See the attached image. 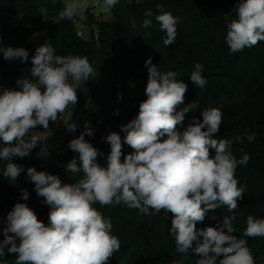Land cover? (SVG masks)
<instances>
[{
  "label": "clouds",
  "instance_id": "obj_1",
  "mask_svg": "<svg viewBox=\"0 0 264 264\" xmlns=\"http://www.w3.org/2000/svg\"><path fill=\"white\" fill-rule=\"evenodd\" d=\"M141 2L135 0L136 4ZM118 3L103 0L108 9ZM78 7L77 0H71L55 17L43 5L38 11L44 21L59 23L71 20ZM156 7L159 14L155 20L166 33L163 44L171 45L177 37L179 18L164 10L162 4ZM144 15L151 17L153 12L146 9ZM151 23L145 19L142 27L148 28ZM225 40L233 53L264 41V0H240L236 18L228 20ZM55 51L48 42L39 46L30 69L34 79L25 77L17 81L18 87L0 88V139L7 145L0 148V160L9 161L3 170L9 180H16L24 171L12 158L29 156L40 142L36 135L28 138L29 132L37 126L48 130L50 121L56 122L70 105L77 104L81 84L98 75L87 57L60 56ZM0 53L5 60L28 59L27 50L21 47L0 45ZM145 64L149 66L147 99L140 103L138 115L121 125L126 133L123 142L133 151L121 160V136L111 132L106 137L111 147L107 167H101L96 160L102 153L85 140V134L93 135L92 127L85 122V133L69 142L81 164L78 166L73 158L66 165L68 173H83L78 182L63 183L57 175L29 167L27 177L37 196L50 206L49 223L39 220L27 204L17 202L0 228L4 237L0 240V258L7 250L15 254V264H108L121 242L112 234L111 218L94 207L99 204L124 205L145 215L161 210L171 213L170 232L175 251L181 254L175 264H184L190 252L199 256L196 264H255L247 240L233 234L237 231L234 216H224L223 223L216 227H196L211 209L226 206L231 212L238 207L245 188L238 186L236 169L247 165L250 155L244 153L238 160L231 151V139L214 138L223 123L219 108L203 110L202 121L193 117L179 131L177 126L183 123L185 114L199 105L193 101L178 111L184 104L187 84L177 79L175 71H160L151 64V58ZM202 69L203 65L196 63L190 77L199 88L207 84ZM66 127L70 132L77 129L75 123ZM256 136L251 133L246 139L253 142ZM244 138L237 136L235 140L243 142ZM48 152L45 145L37 157L43 158ZM28 198V190L23 189L21 199ZM243 236L264 237V218L249 215Z\"/></svg>",
  "mask_w": 264,
  "mask_h": 264
},
{
  "label": "trees",
  "instance_id": "obj_2",
  "mask_svg": "<svg viewBox=\"0 0 264 264\" xmlns=\"http://www.w3.org/2000/svg\"><path fill=\"white\" fill-rule=\"evenodd\" d=\"M63 1L0 0V45L21 47L28 52L26 61L22 58L5 60L0 53V88L18 87L17 81L25 77L34 79L30 77L32 57L45 42L51 43L56 55L87 57L98 73L87 81V92L80 100L77 129L67 134L60 148L49 149L47 156L38 158L37 153L44 147L41 140L29 156H14L12 162L24 168L16 180L3 175L9 161L0 160V228L17 202L27 204L39 220L46 225L49 223L50 206L43 202V197L37 196L34 184L27 177V169L34 167L37 171L57 175L63 183L78 182L83 173H68L66 165L73 158L78 166L81 164L79 154L69 148V142L85 133V122L93 129V135L85 134V140L102 153L96 160L101 167H107L111 147L106 137L111 132L121 136V160L133 151L123 142L126 133L121 125L134 119L140 103L147 99L149 66L145 62L151 58V64L160 71H175L177 79L187 84L185 101L178 111L193 101L199 105L185 114L183 123L177 126L179 131H183L193 117L202 121L203 110L219 108L223 112V123L214 138L231 139V151L238 160L244 153L250 155L247 165H238L236 169L238 186L245 188L243 198L237 201L238 207L231 212L226 206L211 209L196 227H216L223 223L224 216H234L233 226L237 231L233 234L247 240L255 264H264V237L243 236L249 215L264 218V41L239 52L230 51L225 40L227 24L229 19L236 18L240 0H142L140 4L135 0H119L115 7L107 8L106 14H110L112 20L96 22L97 41L92 36L91 40L77 38L69 19L59 23L42 19L38 11L41 5L55 17L64 8ZM157 4L179 18L176 40L168 46L163 44L166 33L155 20L159 14ZM146 9L152 10L151 17L144 15ZM145 19L152 21L148 28L142 27ZM93 21L91 19L90 24ZM196 63L203 65L202 75L207 80L203 88L190 78ZM52 124L50 121L49 127ZM41 130L45 129L37 126L30 132ZM251 133L257 134L253 142L246 139ZM237 136L245 137L243 142H237ZM5 146L0 139V148ZM210 152L214 155V150ZM23 189L29 192L27 200L21 199ZM94 207L111 218L112 234L121 242L119 251L108 264H175L180 260L181 254L175 251L170 232L171 213L161 210L159 214L145 215L124 205L101 207L96 204ZM3 238L0 231V240ZM198 259L197 254L190 252L184 264H196ZM15 260V254L5 250L0 264H15Z\"/></svg>",
  "mask_w": 264,
  "mask_h": 264
},
{
  "label": "built area",
  "instance_id": "obj_3",
  "mask_svg": "<svg viewBox=\"0 0 264 264\" xmlns=\"http://www.w3.org/2000/svg\"><path fill=\"white\" fill-rule=\"evenodd\" d=\"M101 3H103V0H88L85 4H79L75 15L71 20H69L71 25L74 27V33L77 38L81 40H91L92 36V38L97 41L98 28L96 26V22L100 21L97 15L99 5ZM91 19H94V21L90 24ZM68 112L69 110L66 109V111L61 114L60 117H58V120L56 122H53L48 130L29 132L28 138H30L32 135H36L41 141L48 135H51L55 131H58L63 125ZM39 143L40 142H38V144Z\"/></svg>",
  "mask_w": 264,
  "mask_h": 264
},
{
  "label": "crops",
  "instance_id": "obj_4",
  "mask_svg": "<svg viewBox=\"0 0 264 264\" xmlns=\"http://www.w3.org/2000/svg\"><path fill=\"white\" fill-rule=\"evenodd\" d=\"M66 3L71 2V0H64ZM82 0H77V3L80 4ZM104 4L102 3V5H99V10H98V14L102 13V6ZM105 13H107V8L105 7ZM99 18V17H98ZM88 89V85L87 82H83L81 84V87L79 89H77L78 92V100H81V97H83L85 95V93L87 92ZM80 108L79 107H74L72 106L71 109H69L68 112V116L66 117V121H64L63 125L61 126V128L58 131H55L53 134L48 135L44 140H42V144L43 146L47 145L49 146V149L55 150L56 149V145L59 143H62L63 139L67 136V134H70L71 132H68V129L66 127L67 124L70 123H75L77 125V118L76 115H78L80 113ZM70 114V116H69Z\"/></svg>",
  "mask_w": 264,
  "mask_h": 264
},
{
  "label": "rangeland",
  "instance_id": "obj_5",
  "mask_svg": "<svg viewBox=\"0 0 264 264\" xmlns=\"http://www.w3.org/2000/svg\"><path fill=\"white\" fill-rule=\"evenodd\" d=\"M87 1H88V0H82L80 4H82V3L85 4ZM99 2H102V1H99ZM63 3L66 4L65 1H63ZM101 5H102V3H101ZM104 10H105V6L103 5V6H102V13H100V14L97 15V16L99 17L98 19H99L100 21H102V20H112V16H110V14H106ZM86 82H87V81H86ZM87 85H88V83H87ZM77 95H78V92H77ZM79 105H80V100H78V102H77L76 105H70V106L68 107L67 110L71 109L72 106H74L75 108H76V107H80ZM67 116H68V115H67ZM67 116H66V117H67ZM69 116H70V114H69ZM78 116H79V115H76V118H78ZM65 119H66V118H65ZM65 121H66V120H65ZM68 132H69V131H68ZM71 133H73V132H71ZM59 144H60V143L58 142V144L56 145L57 148H58V147L60 148L61 145H59ZM49 167H51V164H50V162H49V160H48V161H47V168H49Z\"/></svg>",
  "mask_w": 264,
  "mask_h": 264
}]
</instances>
